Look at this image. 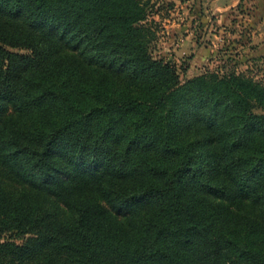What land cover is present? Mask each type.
Returning a JSON list of instances; mask_svg holds the SVG:
<instances>
[{
	"label": "trees",
	"instance_id": "obj_1",
	"mask_svg": "<svg viewBox=\"0 0 264 264\" xmlns=\"http://www.w3.org/2000/svg\"><path fill=\"white\" fill-rule=\"evenodd\" d=\"M148 17L0 0V264H264V84L182 82Z\"/></svg>",
	"mask_w": 264,
	"mask_h": 264
},
{
	"label": "rangeland",
	"instance_id": "obj_2",
	"mask_svg": "<svg viewBox=\"0 0 264 264\" xmlns=\"http://www.w3.org/2000/svg\"><path fill=\"white\" fill-rule=\"evenodd\" d=\"M143 1L149 12L148 25L155 33L153 54L175 65L182 82L234 69L264 84V35H259L264 31V0H260L261 31L252 22L258 10L254 6L235 11L231 20L212 28V21L201 19L206 0Z\"/></svg>",
	"mask_w": 264,
	"mask_h": 264
},
{
	"label": "crops",
	"instance_id": "obj_3",
	"mask_svg": "<svg viewBox=\"0 0 264 264\" xmlns=\"http://www.w3.org/2000/svg\"><path fill=\"white\" fill-rule=\"evenodd\" d=\"M203 6L205 7L203 12V17H199L202 20H208L211 22V27L213 28L215 23H218L222 20L229 21L232 18V13L237 10H243L244 7L251 8L254 6V9L257 7L256 13L252 16V22L256 24V28L261 31V22H260V0H228L227 2H222V0H206L203 2ZM264 11H261V14ZM264 21V19H263ZM210 26V25H209ZM187 33V32H186ZM257 32H255L256 34ZM192 35V34H191ZM260 36L264 35L263 33L259 34ZM217 35H214L216 37ZM188 38V37H187ZM200 50H204L200 49Z\"/></svg>",
	"mask_w": 264,
	"mask_h": 264
},
{
	"label": "snow or ice",
	"instance_id": "obj_4",
	"mask_svg": "<svg viewBox=\"0 0 264 264\" xmlns=\"http://www.w3.org/2000/svg\"><path fill=\"white\" fill-rule=\"evenodd\" d=\"M140 201H138V200H133V201H130L129 202V207H132V206H134L135 204H137V203H139Z\"/></svg>",
	"mask_w": 264,
	"mask_h": 264
}]
</instances>
